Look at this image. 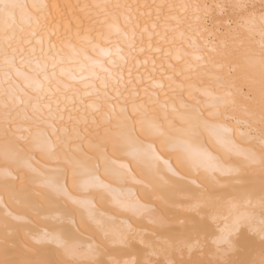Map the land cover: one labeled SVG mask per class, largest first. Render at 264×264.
Listing matches in <instances>:
<instances>
[{"label": "snow or ice", "instance_id": "1", "mask_svg": "<svg viewBox=\"0 0 264 264\" xmlns=\"http://www.w3.org/2000/svg\"><path fill=\"white\" fill-rule=\"evenodd\" d=\"M0 140L5 192L24 207L4 221L0 264H106L108 242L134 248L138 229L180 252L204 233L215 264H248L233 257L264 248V218L217 232L200 209L257 181L264 206V0H0ZM178 201L195 213L181 227Z\"/></svg>", "mask_w": 264, "mask_h": 264}, {"label": "bare ground", "instance_id": "2", "mask_svg": "<svg viewBox=\"0 0 264 264\" xmlns=\"http://www.w3.org/2000/svg\"><path fill=\"white\" fill-rule=\"evenodd\" d=\"M259 0H246V2L257 3ZM9 2L27 4L31 5L33 3H43L46 0H9ZM51 3H72V4H89V3H110L113 0H47ZM170 3H199V4H215L222 3L225 0H168ZM230 2H240V0H230ZM27 11V9H25ZM113 39H116L114 36ZM258 39V37H257ZM47 48V44H45ZM89 69L85 68V74ZM209 71V69H205ZM253 110L256 112L257 118L260 115L259 106V85H257L256 101L253 106ZM206 140H210L207 133H205ZM239 139V137H237ZM212 148L216 154L224 155L227 152L226 145H220L212 143ZM42 163H48L47 161H42ZM175 163V161H173ZM4 157H3V145L2 140H0V262L5 259L3 253L2 235H3V225L5 219H9L10 222L16 223L12 219L10 214H18L20 216L24 215V207L21 202L12 199L8 194H6L4 189ZM100 179L111 183L109 177L101 175ZM130 187L139 188V185H130ZM215 191L220 193V196L214 202L201 205V214H209V222L213 223L214 230L219 232L220 230H229L233 226V222L238 216H252L255 221L257 228L260 227V220L264 218V206L260 202V184L257 181L256 185L251 188H245L238 185H229L225 188H217ZM203 192V189H198L194 195L199 196ZM107 207L112 208L111 197H107ZM130 213L123 216H119L117 220L116 227L119 229H126L127 216ZM195 213L191 211L190 206L187 202L178 201L176 206L171 210V216L174 224L177 227H181L182 221L190 216H194ZM198 218V217H197ZM55 217L50 218H36L32 217V222L28 224V228H40L43 229L44 225L55 223ZM148 221L145 220V224ZM218 226V227H217ZM25 229H21V235H24ZM89 235L91 230H89ZM202 242L199 247L188 246L185 247L183 252L173 251L169 246V241L166 238H157L154 234L147 229H138V238L134 248L125 249L118 241L108 242V252L104 259L106 264H136L137 260H144L145 258H151L156 264H174L183 260L185 264H215L218 259L216 254V245L212 242L210 237L206 238V235L202 233L199 237ZM195 245V241H193ZM26 255H31L26 253ZM48 253L40 252L33 256V259H40L43 256H47ZM238 260H243L248 262V264H264V248L261 247L258 237L255 238V242L247 247V250L236 256ZM236 258V259H237ZM235 259V258H234Z\"/></svg>", "mask_w": 264, "mask_h": 264}, {"label": "rangeland", "instance_id": "3", "mask_svg": "<svg viewBox=\"0 0 264 264\" xmlns=\"http://www.w3.org/2000/svg\"><path fill=\"white\" fill-rule=\"evenodd\" d=\"M257 3H259V1H258ZM234 258L236 259L237 257H233V259H234ZM237 260H238V258H237Z\"/></svg>", "mask_w": 264, "mask_h": 264}]
</instances>
